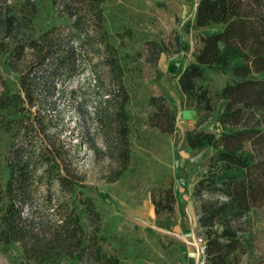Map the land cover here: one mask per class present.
<instances>
[{
  "label": "trees",
  "instance_id": "trees-1",
  "mask_svg": "<svg viewBox=\"0 0 264 264\" xmlns=\"http://www.w3.org/2000/svg\"><path fill=\"white\" fill-rule=\"evenodd\" d=\"M51 1L69 22L35 34L36 0H0V52L17 74L15 85L1 79L0 132L6 143L0 153V243L18 244L16 264H124L103 247L101 212L70 166L72 143L62 134L65 104L85 113L84 102L74 98L76 90L67 91L68 80L90 64L89 49L103 50L105 77L93 69L101 96L91 111L103 147L94 137L90 146L107 156V181L129 166V92L106 28V0ZM192 26L200 45L178 84L195 97L197 112L212 108L207 87L197 79L211 67L229 74L218 92L224 102L217 128L185 133L191 148H214L206 173L194 185L197 221L208 264H239L251 245L249 212L264 205V0H198ZM175 42H181L178 34ZM147 46V62L170 51L155 39ZM148 99L155 107L151 124L174 131L175 111L167 97ZM175 201L170 184L152 196L155 214L172 211Z\"/></svg>",
  "mask_w": 264,
  "mask_h": 264
},
{
  "label": "rangeland",
  "instance_id": "rangeland-1",
  "mask_svg": "<svg viewBox=\"0 0 264 264\" xmlns=\"http://www.w3.org/2000/svg\"><path fill=\"white\" fill-rule=\"evenodd\" d=\"M159 1H162L161 4ZM34 33L56 24L69 22L65 14L57 12L51 0H36ZM198 0H106L103 2L106 28L110 41L116 45L124 66V80L129 92L127 108L130 113V150L128 168L114 180L107 181L111 165L99 148L90 146V138L103 147L102 139L91 119L93 102L100 98L94 82V70L105 74L104 51L90 50V64L71 76L67 91L74 88L76 99L84 102V115L73 105L65 104L62 134L71 142L70 166L81 175L85 193L92 196L101 212V229L106 234L103 247L117 254L124 264H178L188 261L194 253L193 239L205 237L198 224L199 200L194 185L207 171L208 161L214 152L212 146L191 148L186 144L188 129L217 128L216 117L224 100L218 92L228 79V72L207 68L197 83L207 87L212 108L200 110L190 118H181L180 98L169 95L175 83L167 64L178 65L200 45L198 29L192 26ZM180 44L175 42V35ZM165 42L169 48L155 62H147V41ZM97 43V42H96ZM179 47V51L172 52ZM0 52L1 79L11 85L17 74L5 63ZM105 77V76H104ZM173 89V90H172ZM164 95L175 111V129L162 132L151 124L150 114L155 107L150 95ZM183 119V120H182ZM217 130V129H216ZM73 132V136L69 133ZM6 135L0 132V153ZM172 185L176 201L172 211L155 214L152 196ZM53 184L52 191L56 192ZM204 197H207L206 195ZM250 242L248 250L240 256L239 264H264V205L252 208ZM249 228V227H248ZM20 255L16 242L0 243V264H16Z\"/></svg>",
  "mask_w": 264,
  "mask_h": 264
},
{
  "label": "crops",
  "instance_id": "crops-1",
  "mask_svg": "<svg viewBox=\"0 0 264 264\" xmlns=\"http://www.w3.org/2000/svg\"><path fill=\"white\" fill-rule=\"evenodd\" d=\"M159 58H161V55L159 56ZM192 60H193V56L186 58L182 63H180L178 65H173V64H167L166 65V69L170 70V72H173L174 79H175V83H174V87H173L174 90L172 89L174 94L172 93L171 89L168 90L169 91L168 93L170 96H173V97L177 96L178 98H180L179 100L182 103H180L181 106H180L179 113H180L181 118H183V119L184 118L187 119V118H190V117L197 115V111L195 108V102H196L195 97L192 95L184 94L180 90V87L178 84V77H179L183 67ZM185 142L188 145L187 140Z\"/></svg>",
  "mask_w": 264,
  "mask_h": 264
},
{
  "label": "built area",
  "instance_id": "built-area-1",
  "mask_svg": "<svg viewBox=\"0 0 264 264\" xmlns=\"http://www.w3.org/2000/svg\"><path fill=\"white\" fill-rule=\"evenodd\" d=\"M194 253L190 260L179 261L178 264H208L206 252V239L202 235H197L193 239Z\"/></svg>",
  "mask_w": 264,
  "mask_h": 264
},
{
  "label": "bare ground",
  "instance_id": "bare-ground-1",
  "mask_svg": "<svg viewBox=\"0 0 264 264\" xmlns=\"http://www.w3.org/2000/svg\"><path fill=\"white\" fill-rule=\"evenodd\" d=\"M197 6V5H196Z\"/></svg>",
  "mask_w": 264,
  "mask_h": 264
}]
</instances>
